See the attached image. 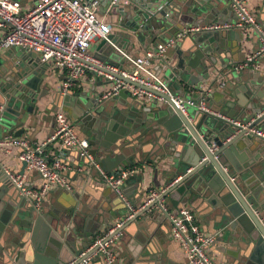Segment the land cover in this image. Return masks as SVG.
Wrapping results in <instances>:
<instances>
[{"label": "water", "instance_id": "95a60500", "mask_svg": "<svg viewBox=\"0 0 264 264\" xmlns=\"http://www.w3.org/2000/svg\"><path fill=\"white\" fill-rule=\"evenodd\" d=\"M227 1L133 0L128 6L113 9L122 16L118 36L128 46L134 45L135 40L145 47L155 45L174 36L172 30H180L178 23L188 19L191 25L198 26L202 20L231 10ZM259 1L264 27V0ZM221 37L226 34L211 30L190 34L172 47L174 61L163 65L172 94L194 103L185 105L184 112L167 95L155 92L164 99L159 104L140 102L122 87L105 98L92 88L82 91L77 96L81 110L73 115L74 119L64 109L76 126L84 125L82 132L90 152L106 171L125 167L124 163L137 159L138 153L143 154L144 166L159 162L168 170L173 169L157 198L148 202L147 196L140 204H132L137 212L121 226V234L133 222L139 220L137 228L143 229L148 219L163 213L160 201L178 210L182 204L199 198L211 205L210 216L217 226L231 231L243 263L264 264V200L259 198V191L264 190V174L254 173L244 160L247 151H255L258 144L250 130L264 124V91L259 90L264 78L249 75L246 69L235 70L231 65L224 64L218 70L213 43ZM235 37L240 43V35ZM108 39L110 42L101 41L92 53L97 63L85 62L94 70L92 75L95 79L104 78L107 86L119 80L141 87L113 71L121 70L124 64L114 48L120 46L116 37L110 34ZM50 73L34 52L25 53L23 61L12 69L0 67V135L12 132L15 137L21 136L38 112V102L48 95L52 96L54 111L64 107L60 102L68 99V92L52 87ZM223 75L230 84L238 83L233 88L237 99L235 95L229 99L232 90L228 83L218 88V79ZM205 86L212 91L206 100L207 110H202L198 108L197 93H203ZM214 103L217 107L212 106ZM234 120L244 125H237ZM142 176V171L136 172L124 183L141 181ZM13 198L14 194L0 202V264L89 262L86 259L92 251L86 249L90 244L78 249L72 235L73 220L56 219L55 226L39 236L43 215L36 213L31 204L28 210L18 207ZM85 221L92 231L98 227L100 232L112 224L91 216Z\"/></svg>", "mask_w": 264, "mask_h": 264}, {"label": "built area", "instance_id": "2783aa9c", "mask_svg": "<svg viewBox=\"0 0 264 264\" xmlns=\"http://www.w3.org/2000/svg\"><path fill=\"white\" fill-rule=\"evenodd\" d=\"M132 1L33 0L29 7L22 10L19 0H0V50L19 47L36 53L40 63L47 65L51 72L63 73L64 80L58 88L62 93H66L76 86V81L84 76L86 69L90 67L85 62L96 61L88 53L91 44L95 40L110 42L108 36L116 29L111 23L113 20L109 18L110 10L130 5ZM228 3L234 15L233 19L198 26L187 25L178 30L174 36L145 47L140 55H133L124 48L114 45L124 67L121 70L116 68L113 70L141 87L117 80L111 89L101 95V98L110 96L122 87L128 89L137 101L159 104L164 101L155 93L159 92L169 96L184 112L185 105H192L193 101L172 94L169 82L159 76L152 65L156 61L167 63L168 58L165 56L167 48L173 47L190 34L204 30L241 29L244 37L254 34L259 42L258 48L245 54L243 61L233 64L232 67L235 70L249 67L257 69V59L264 57V27L257 22L255 14L248 8L247 0H228ZM248 30L251 32L248 33ZM224 85V78L219 77L218 88ZM211 91V88L205 86L203 93L195 92L200 97L199 109L207 110L206 100ZM191 95L194 98V93ZM233 122L244 125L239 120ZM74 128V123L64 107L59 106L54 113V131L45 141L31 143L21 137L0 140V150L3 153H9L10 146L20 149L18 159L24 163L26 170L37 172L42 183L38 187H29L25 183L24 174L12 172L6 167H3V175L7 182L38 211L50 188L58 186L68 191L72 189L64 175L66 166L63 161L59 157L49 158L45 146L56 142L61 148L76 152L81 161L78 170L86 176V179H95L101 185L112 189L125 202L127 208L124 215L114 221L103 233L93 238L86 249L92 251L86 262L99 258L103 264H120L116 250V244L121 236L119 229L137 212V209L126 200L122 184L129 175L139 172L141 167L129 166L111 172L106 171L90 152L88 140L79 137ZM250 131L264 140L263 128H252ZM158 195L159 192L152 191L148 195V202ZM160 207L169 221L171 236L181 246L186 264H216L210 254V248L216 240L217 233L206 234L196 223L194 213L189 207H181L172 212L162 201Z\"/></svg>", "mask_w": 264, "mask_h": 264}, {"label": "crops", "instance_id": "0c3cea01", "mask_svg": "<svg viewBox=\"0 0 264 264\" xmlns=\"http://www.w3.org/2000/svg\"><path fill=\"white\" fill-rule=\"evenodd\" d=\"M19 1L22 3L23 6H21L23 8H27L31 5L33 0ZM247 4L248 8L255 14L258 23L262 26L261 18L259 16L260 1L247 0ZM121 17L120 15L114 14L110 15L109 18L113 21L117 20L120 25L122 21H120ZM233 17V12L229 9L225 12H221L219 16L210 17L207 21L202 20L198 25L219 22L222 20H231ZM185 21L186 22L182 24H177L180 29L185 27L186 24H192L191 20L187 19ZM119 29L120 27H116L111 34H114L120 47L131 52L133 55L142 54L145 45H141L140 42L135 40L134 45L128 46L127 43L123 42L122 38L118 36ZM177 31L178 30H172L173 35H175ZM219 32H222L224 36L226 34V37H221L219 38V41L216 40L213 43V57L217 59L215 67L218 70H222L224 64L228 67V65L232 66L233 64L242 62L245 54L255 51L259 46L258 39L254 34L252 36H245V38L242 36L243 31H241V29H230V31L222 30ZM250 32L251 31L248 30V33ZM235 34L240 35V43L237 41ZM99 43L98 40H95L91 46L97 47ZM27 52L32 51L24 50L19 47L0 50V67L6 66L8 69H12L16 63L23 61L24 54ZM88 53L92 56L90 50ZM173 56L174 49L171 47V51L167 56V64L174 61ZM91 62L97 63L96 61ZM163 65L164 63H161V61H156L153 63L152 67L156 73H159V76L165 79ZM257 65V69L251 67L245 69L249 75L257 76L260 79L264 78V57H259L257 59ZM92 71L94 70L91 67L86 69L84 76L76 81V86H73L67 91L68 99L64 102H60L64 105V108L68 110V113L72 118L73 115H78L81 110L80 101L77 97L79 93L92 88L95 91L100 92L102 95L108 89H111L115 83L112 82V85L107 86L104 82V78L95 79L92 75ZM50 77L52 87H58L64 80L62 72L58 73L54 71L50 73ZM220 78H224L225 83H228L231 87L232 92L229 99L233 100V95H235L237 99V95L233 88L235 85L237 86L238 83L235 85L230 84L225 75L220 76ZM248 81L249 78H246L245 83ZM259 90L264 91V81L260 84ZM51 100L52 96L48 95L38 102V112L32 117L31 124L28 127L26 126L21 136L17 137L26 138L31 143H39L45 141L53 133L55 111ZM217 105V103H214L212 106L217 107ZM74 126L76 134L81 138H85L84 133L82 132L84 125L78 127L74 123ZM260 128L264 129V124H261ZM8 137L15 136L12 132L3 133L0 135V140ZM255 139L258 142L255 151H247L244 160L248 162L254 173L259 172L260 175H263L264 140L257 137ZM10 148L11 151L9 153H3V151L0 150V202L2 204L3 200L12 197L14 194L13 199L18 207L20 206V208L28 210V204L30 203L18 193L13 185L7 182L3 175V167L8 168L12 172L24 174L25 183L29 187H38L41 185L42 180L37 172L26 170L24 163L18 159L20 149L15 146H10ZM45 150L47 151L49 158L59 157L63 161L66 166L64 175L69 181L72 189L68 191L57 186L52 187L47 191L41 209L36 212L43 215V221L40 224L38 235L42 236L47 232L48 227L52 225L55 226L56 219L63 220L64 222H67L68 220L71 222V220H73L72 235L76 240L78 249H84L90 244L96 235L103 233L106 230L103 229L100 232V230H97L98 227H96L95 230L97 231H92L91 226L86 223L85 217L91 216L93 220L100 219V222L104 221L107 223H113L125 214L127 209L125 206L126 204L109 187L101 185L98 181L92 178L88 181L85 180L86 178L84 174L78 170L81 161L77 159L76 152L71 151L68 148H61L56 142L48 143L45 146ZM134 155L135 153L132 152L131 156ZM138 155L137 159L126 161L124 163L125 167H141L140 171H142L143 174L141 181L130 180L128 183H124V180L122 184V190L126 200L133 205L140 204L141 201L152 191H162V187L168 183L169 177L173 175L172 168L168 170L159 162H154L152 164L148 163V165L144 166L142 163L146 161L141 158L143 154L138 153ZM119 167L121 166H118L116 169H119ZM259 198L264 200V190L259 191ZM182 205L183 206H180L191 208L196 223L206 234L217 233L216 240L210 248V254L216 264H244L240 248L235 241L236 239L231 236V231L225 229L223 226H217L211 218L210 214L212 208L210 204L197 198V200L191 203ZM1 208L2 207H0V210ZM169 209L172 212L177 211L172 205H170ZM138 221L133 222L122 231V236L116 244L120 264H186V258L180 244L171 236L169 221L164 213H156L153 218L148 219L145 226H143V229L137 228ZM87 264H103V262L99 258H94Z\"/></svg>", "mask_w": 264, "mask_h": 264}, {"label": "rangeland", "instance_id": "374dc122", "mask_svg": "<svg viewBox=\"0 0 264 264\" xmlns=\"http://www.w3.org/2000/svg\"><path fill=\"white\" fill-rule=\"evenodd\" d=\"M21 5H22V3H20ZM23 6V5H22ZM21 6V7H22ZM26 8H23L22 7V10H25ZM115 13H114V11H113V9H111L110 10V15H114ZM111 23L113 24V26H114V28H116V27H120V25H119V23H118V21L117 20H114V21H111ZM96 49V47L95 46H91L90 47V53L92 54L93 52H94V50ZM130 49V48H129ZM170 51H171V47H169V48H167V50H166V52H165V56H168L169 55V53H170Z\"/></svg>", "mask_w": 264, "mask_h": 264}]
</instances>
